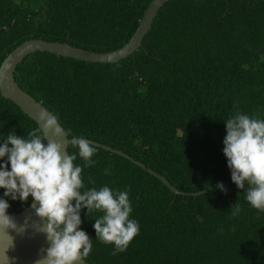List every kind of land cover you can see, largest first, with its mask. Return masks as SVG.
Here are the masks:
<instances>
[{"label": "trees", "instance_id": "trees-1", "mask_svg": "<svg viewBox=\"0 0 264 264\" xmlns=\"http://www.w3.org/2000/svg\"><path fill=\"white\" fill-rule=\"evenodd\" d=\"M151 1L0 0V65L31 38L118 49ZM15 77L70 138L122 150L179 190L204 191L176 194L155 174L100 146L95 165L85 166L71 144L74 164L83 168L82 191H127L130 219L140 225L126 251L117 252L96 238L102 213L83 209L80 228L93 245L89 264H264V211L247 202V183L242 190L232 181L223 151L227 119L237 113L264 119V0H169L129 56L100 63L36 51ZM38 126L0 91V145L11 133L27 138ZM5 191L0 188V199L8 211L32 201L12 200ZM235 204L239 212L232 215Z\"/></svg>", "mask_w": 264, "mask_h": 264}, {"label": "clouds", "instance_id": "clouds-1", "mask_svg": "<svg viewBox=\"0 0 264 264\" xmlns=\"http://www.w3.org/2000/svg\"><path fill=\"white\" fill-rule=\"evenodd\" d=\"M225 122L227 135L223 151L232 181L242 190L247 183V202L264 211V119L237 113ZM37 123L39 126L29 132L27 138L11 133L0 145V160L4 161L0 164V188L6 190L4 196L23 202L32 197L31 207L46 221L43 226L31 225L46 233L50 241L46 255L36 264H78L86 260L93 245L89 235L80 228L83 209L89 214L102 213L94 223L96 238L113 244L117 252L126 251L140 232L139 223L130 219L133 209L128 192H114L108 186L82 191L85 187L83 168L74 164L77 155L66 150L67 132L57 116L42 108ZM71 144L77 147L85 166L95 165L92 157L97 148L94 144L75 136ZM107 172L105 169V174ZM217 187L226 191L223 183ZM9 207L6 199H0V264H9L7 253L14 247V237L9 230L22 233L29 226L27 220L23 227L18 226L8 215ZM231 210L232 215H236L239 206L235 204Z\"/></svg>", "mask_w": 264, "mask_h": 264}, {"label": "water", "instance_id": "water-1", "mask_svg": "<svg viewBox=\"0 0 264 264\" xmlns=\"http://www.w3.org/2000/svg\"><path fill=\"white\" fill-rule=\"evenodd\" d=\"M167 1L169 0H152L148 4L143 17L140 20L139 26L129 41H127L122 47L112 51L97 52L74 46L69 42L52 41L41 38H31L22 42L6 56L0 65V91L2 95L16 103L29 117H31L36 122L38 121V113L42 108L47 109L53 114V112H51L41 101H38L32 94L23 89L16 80L15 70L28 54L36 51H48L57 55L73 57L82 61L100 63L117 62L118 60L129 56L142 46L143 39L150 31L155 17L158 15L159 10ZM71 139L72 138H70L67 134V137L65 138V144L66 150L68 152L69 146L71 145ZM86 140L95 146H100L109 151L123 155L142 168L147 169V167L142 162L136 160L122 150L115 149L109 145L102 144L91 139ZM147 170L159 177L176 194L196 196L204 192H188L179 190L173 186L164 176L158 174L152 169ZM32 203L33 199L31 203L21 211H8V215L14 218L18 226L23 227L26 220L28 221L29 225L22 233L9 230L10 234L14 237V247L10 248L7 253L10 258L9 264H36V262L42 256L46 255V250L48 247H50V241L47 239V234L37 231L34 227H31V225L34 223H39L41 226L46 223V221L36 215L35 209L31 207ZM37 207H39L38 204ZM3 243L6 244L7 240L3 241ZM78 264L89 263L85 260L78 262Z\"/></svg>", "mask_w": 264, "mask_h": 264}]
</instances>
